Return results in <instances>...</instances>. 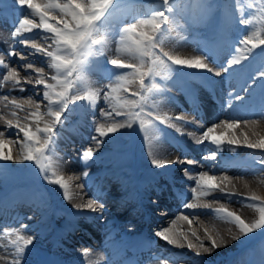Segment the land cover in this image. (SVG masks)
I'll use <instances>...</instances> for the list:
<instances>
[{
	"label": "snow or ice",
	"instance_id": "6c2138e0",
	"mask_svg": "<svg viewBox=\"0 0 264 264\" xmlns=\"http://www.w3.org/2000/svg\"><path fill=\"white\" fill-rule=\"evenodd\" d=\"M14 5H19L20 17L17 19L14 31L11 33V39L23 45H30L35 50L33 54H40L44 57L42 63H45L50 69V74L45 75V68H35L33 63L23 65L25 71L33 69L36 72L35 77L25 75L24 81L27 83L33 81L36 86H43L42 99L46 101V111L41 112L40 104L36 103L30 97L29 104L35 103L36 110L28 112L24 120L31 121L21 126L18 117V111H24L23 106L15 97L5 94L0 97V101H6L4 107L11 105L13 110L10 115L15 119L4 120L5 130H0V161H13L12 149L9 147L10 138L6 137V131L17 129L15 135L23 134V139L15 141L20 144V159L17 162H32L39 169L40 174L49 185H55L62 191L65 200L72 199L73 180H80V176H69L65 178L62 164L59 162L56 151V126L61 124L62 117L67 119L65 113L75 111L70 109V105H76L83 101L88 107L94 108L98 100L103 98L108 109H101V121L96 123L94 131L96 135L92 140L96 144L105 143V137H110L124 128H132L137 125L144 137L150 143L157 140L160 129L157 122L161 125H167L177 131L180 127L173 122L185 121L186 117L169 116L167 113H159L155 109L158 105L153 99L156 93L166 89L155 82L156 77L167 81L172 78V65L196 69L220 76L221 73H229L234 66L241 65L243 61H248L253 56L256 49H260L259 56L264 58V0H233L231 5L226 8L234 9V19L239 25L250 29L238 40L241 46L234 47V54L230 55L226 64L217 65L214 60H209L207 53L193 56L191 58H181L173 55L171 52L164 51V42L169 38V33L177 31L182 26L178 23L180 19H185V13L190 12L191 5H181L179 0H155V3L143 8L137 3V0H13ZM198 8H211L212 5H197ZM247 10V12H246ZM235 13H239L235 16ZM55 20V23L52 21ZM40 30L45 35L34 32ZM32 34L25 37L24 34ZM186 39L182 33L178 32V38ZM19 38V39H18ZM39 41H43L41 44ZM250 45V46H249ZM9 57L19 56L25 59V56L15 50L7 52ZM101 56H107L104 63L111 67L103 69L107 83L102 88L93 87L90 74L95 70ZM170 62V63H169ZM0 68L3 69L0 74V87L11 86L20 92L26 91L21 84V73L16 67H12L5 62L3 56H0ZM127 70V71H122ZM258 75L264 78V64H261ZM255 83L256 77H251ZM205 83H210L209 77H203ZM138 84V89L130 91V86ZM244 87L243 91H248ZM123 93H129L135 99H130ZM231 96L232 94L229 93ZM198 99V98H195ZM236 100H243L244 97L236 95ZM231 108L232 105L228 104ZM198 110V109H197ZM48 117L50 119H45ZM122 117L123 119H116ZM264 119V116H262ZM43 122V126H41ZM238 120H224L203 132L202 138L197 139V144H203L205 140L216 146V149L223 151L222 145L227 143L229 146L243 145L249 149H260L264 151V137L256 142H250L248 135L244 134V140L233 135L228 138V132H235L240 127ZM255 124L257 121H245ZM35 125V127H33ZM226 131L217 135L216 129L222 127ZM8 149L5 153V149ZM234 150V149H233ZM152 165L157 168H164L169 164H194L193 160H175L159 159L155 154ZM94 157V149L89 147L83 151L81 159L87 164ZM204 159H216V153L213 151ZM259 163L264 164V159ZM185 174L188 169H183ZM264 171V169H261ZM89 173L84 171L83 177H88ZM195 180V186L191 188V199L193 202L185 203L184 208H209V203H201L202 198L213 195L216 189L220 188L217 183V177L209 175L208 172H201L196 177H190ZM230 178L224 176L223 181ZM83 188L84 185H77ZM223 193L224 190L220 189ZM183 196L184 194H180ZM242 206L254 210L258 218L251 223L246 222L239 214L230 211L226 207L215 208L212 210L215 219L231 224L238 232L232 234L230 240L236 241L242 238L250 237V234L258 230H264V197L253 193L250 197L240 201ZM78 209H87L96 212L103 205L98 204L96 200L90 199L86 204L76 205ZM30 219V217H29ZM177 220H184L190 226L192 220L188 215H181L173 220L168 227L156 231L155 235L167 245L176 248H183L185 243L189 250L196 249V255H201V249L204 253L211 256L213 252L221 247L228 246V240L219 236L214 238L208 234L205 229V235L210 241L209 246L203 242L194 245L189 239L188 234L176 227ZM24 227H27L26 225ZM8 235H14V239L3 245L7 250L11 245L12 251L8 256H0V261L4 264H22L25 250L33 244L35 237L33 235L22 234L19 230H5ZM231 232V229H229ZM191 235L199 241V236L193 231ZM261 242L264 243V231H260ZM183 240V243H182ZM162 264H169V261H162ZM201 264H206L202 261ZM264 264V260L261 261Z\"/></svg>",
	"mask_w": 264,
	"mask_h": 264
},
{
	"label": "bare ground",
	"instance_id": "6f19581e",
	"mask_svg": "<svg viewBox=\"0 0 264 264\" xmlns=\"http://www.w3.org/2000/svg\"><path fill=\"white\" fill-rule=\"evenodd\" d=\"M224 1L223 12L225 14L234 13V9L226 8L227 5L233 3V0ZM36 2L39 3L42 0H36ZM12 6L15 15L12 20H2V12L0 10V56H3L5 62L20 71L21 84L18 87H23L26 91L20 92L17 89H12L10 85L0 87V97L8 94L10 97H15L22 104L24 111H18V117L21 126H23L26 123H31V121L24 120L25 115L30 111L36 110L35 103H27L30 97L33 101L40 104L39 110L42 113L46 111L47 104L42 99L43 86H36L33 81L27 83L24 81L25 75L36 76L34 68L25 71L23 65L33 63L34 67L36 66L35 68L44 67L46 76L50 74V69L47 68L45 63H42L44 60L42 55L33 54L35 50L30 45L26 46L11 39V33L17 26L16 21L20 17L19 5L12 4ZM148 7L150 6L143 8L147 9ZM200 17L202 16H196L198 20H200ZM55 22V20L52 21V23ZM208 27L210 28V26ZM247 30L249 31V29ZM34 32L45 35L38 29L34 30ZM24 36L30 38L32 34L25 33ZM39 43L43 44L44 42L39 41ZM236 46L241 45L225 39L220 40L217 45L200 37L196 40H189L188 43H169L164 47V51L171 52L181 58H191L207 53L209 60H214L219 65L226 64L230 55L234 54V47ZM10 50H15L24 55L25 59H20L19 56L9 57L7 52ZM259 52L256 49L250 60L243 61L241 65L230 69L229 73H221L220 76L179 66L181 71H183L184 80L178 83L169 82L163 86L166 90L160 92L154 98L155 103L158 105L155 110L161 114L167 113L173 118L184 116L189 119L193 114L199 115L200 109L204 108L211 119L204 128L198 131L199 134L188 131L187 124L173 119V122L180 127L181 131H177L167 125H165L167 129H162L159 125V137L151 143L145 139L144 134L138 129L139 143L134 157L128 156L126 146V142L129 141L135 130L134 126L121 129L110 137L101 138L105 140L102 145L98 146L92 140V136L96 135L94 131L96 123L102 119L100 116L101 109H108L102 97L94 108L88 107L83 101H79L78 106H69L70 109L75 108L76 110L65 113L67 119L65 120L62 117L63 122L56 126V156L62 164L65 178L80 176L81 179L73 180L72 199L69 201L63 198L62 191L57 186L47 184L41 175L40 186L42 190L40 195L42 197L48 196L55 208L60 205L61 209L68 212L70 218L77 215L91 219H112L103 208H98L96 212H92L87 209H78L76 205L86 204L90 199L98 200L97 197L92 196V190L95 192L96 189L101 190V187L98 183H94L95 187L90 185L92 189L90 190L88 183H92L94 179L97 182L100 179L99 176L113 177L117 180L119 186L116 184L105 185L106 190L114 192L113 194H116V191L113 190L120 191L117 197L118 202L129 203L130 212L140 211L142 216L138 218L139 224L138 222L132 223L126 216L124 221L120 223L121 229L118 232L120 238L135 236L147 231L150 241H153L162 250L163 260H159L160 264L165 260L169 261V264H201L202 261H205L206 264H217L225 261L222 259L229 255L233 256L235 260L242 261V263L245 262V264H250V259L253 262L251 264H261V261L264 260V243L258 239L260 238V231L264 230H258L250 234V237L242 238L243 242L241 240L232 241L230 236L238 234L237 230L231 224L215 219L212 210L226 207L230 211L239 214L249 223L258 218V214L254 210L247 206H242L240 201L250 197L253 193L264 197V171H261V169H264V164L258 163L254 165L245 159L251 155L260 161L264 159V151L249 149L242 144L229 146L227 143L222 145L224 150L219 151L215 145L207 140L203 144L196 143V140L202 138L203 132L208 127L224 120H238L241 122L240 127L234 133L228 132V138H232L235 135L243 142L244 134L246 133L250 142H256L259 138L264 137V119H262V116H264V78H260L258 75L259 63L262 60V57L258 55ZM106 59L107 56L101 57V64L99 63L90 74V79L95 88H102L108 82L103 69L111 66L104 63ZM2 72L3 69L0 68V74ZM203 77H209L210 83H205ZM251 77H256L255 83L252 82ZM133 86L135 87L134 90ZM244 87L249 90L247 92L243 91ZM137 89L138 84L130 86V91ZM184 89L186 90L185 94L182 93ZM229 93L232 95L230 96ZM237 94L243 96L244 99H234ZM123 95L128 96L130 99H135L129 93H123ZM192 95L198 99H193ZM5 103L7 102L0 101V116H4L5 119H12L15 123L16 118L10 115V111L13 109L11 105L5 108ZM228 104H231L232 107L229 108ZM45 119L50 118L45 117ZM116 119L123 118L116 117ZM253 120L257 121V123H248L247 125L244 123L245 121ZM41 126H43V122H41ZM0 130H5L4 120L2 119H0ZM17 131V129L7 130L6 137L10 138L9 147L14 152V157L20 159V144L15 143V141H22L23 134L20 133L17 136L15 135ZM225 131L226 129L222 126L216 129V134L219 135ZM70 145L76 146V149H73V152L67 155L71 150ZM89 147L94 149V157L86 164L81 159V155ZM213 151L216 153L215 160L204 159L205 156H209ZM150 153L155 154L156 158L159 159L166 158L171 161L179 158L185 161L193 160L196 163L169 164L164 168H157L152 165L153 156ZM107 168L118 171L122 176V181L106 172ZM183 169H188V173L185 174ZM84 171L89 173L88 177L82 176ZM201 172H208L209 175L216 176L220 188L216 189L213 195L202 198L201 203H209V208H184L183 205L185 203L193 202L191 199V188L195 186V180L190 177H196ZM10 175L6 168L0 167V194L14 187V182ZM94 176L96 177L94 178ZM224 176H228L230 179L223 181L222 178ZM80 184H83L84 187H77ZM121 187H128L129 189L121 191ZM220 189H223L224 192L221 193ZM81 192H84V195H81ZM181 193L184 195L181 196ZM27 199L31 203L33 202L32 197ZM10 203V201H7L3 208L9 206ZM97 203L100 204L98 201ZM69 212L72 215H69ZM182 214L188 215L192 220V224L190 226L184 220H177L176 227L188 234V239L194 245H198L200 242H203L205 246L210 245V241L205 235V229H207L208 234L214 238H218L219 235L228 240V246L219 248L211 256L204 253L201 249V255L197 256L196 249L189 250L186 243L183 248H176L167 245L155 235L156 231L168 227L173 220H176ZM75 224L76 220L72 225ZM229 229H231V232ZM193 231L199 236V241L191 235ZM148 245L150 246V244L146 246ZM250 245L256 246H253L250 250ZM136 251L140 253L139 246ZM109 263L106 251L102 249L93 252L91 258L86 259L83 264ZM0 264H4V261H0ZM126 264H130V262Z\"/></svg>",
	"mask_w": 264,
	"mask_h": 264
},
{
	"label": "rangeland",
	"instance_id": "374dc122",
	"mask_svg": "<svg viewBox=\"0 0 264 264\" xmlns=\"http://www.w3.org/2000/svg\"><path fill=\"white\" fill-rule=\"evenodd\" d=\"M145 2H144V5H148V6H152V4H154L155 3V0H144ZM200 2H201V4H203V5H210V0H199ZM218 1L219 0H214V2L211 4L212 5V7H211V10L213 11V12H215L216 11V5L218 4ZM222 2H224V0H221ZM198 1L197 0H191V5H193V3H197ZM198 4V3H197ZM140 5V4H139ZM181 5H186V4H181ZM204 8H206V7H204ZM247 11V10H246ZM239 14V13H238ZM194 20L195 22H196V20L194 19V18H187V20ZM233 20H235L234 19V17H233ZM231 22V21H230ZM230 22H228V23H224V24H222L221 25V28H223V30L224 31H222L221 29L219 30V32H217L216 31V24L213 22L211 25H210V28L209 27H202L201 25H199L198 23H195L194 24V30H191L189 27H185V26H182L181 24V28H179L177 31H173V32H171V33H169V38L168 39H166L165 40V42H164V47L165 46H167L169 43H172V44H174V43H178V42H185V43H188L189 42V40H196V39H198V38H203V36H200V35H204V36H208L209 35V32H213L214 34H215V36H219V37H224V38H226V39H228V40H239V36H242V33H244V31H245V28L243 29V28H240L239 30H237V28L239 27H237V28H234V27H231L230 25H229V23ZM226 28V29H225ZM226 30H227V32H226ZM248 30L246 29V32H247ZM249 31H250V29H249ZM178 32H180V33H182V36H186V39H184V38H178L177 40H173V38H177V36H178ZM206 32V33H205ZM196 33V34H195ZM203 33V34H202ZM188 35V36H187ZM195 35V36H194ZM233 42V41H232ZM168 43V44H167ZM250 46V45H249ZM262 47H264V46H262ZM258 50L260 51V49L258 48ZM262 62L264 61V58H262V60H261ZM260 61V63L261 64H264V62L262 63ZM170 63V62H169ZM259 63V65H261ZM36 67V66H35ZM122 71H127V70H122ZM181 75H183V74H181ZM180 78H182V77H179V79ZM169 82H176L175 80H173V79H169L168 80ZM135 89V87L133 86V90ZM7 149H5V153H7ZM13 158H14V155H13ZM18 158H14L13 159V161H15V160H17ZM9 168L13 171V173H14V170H13V168L12 167H10V165H9ZM39 169L34 165V166H30V165H28V169H24L22 172H20V173H18L17 174V179L18 178H20V179H23L24 177L26 178V181L27 182H29V183H32L33 184V182L35 181V179L36 180H38L39 179V175H40V172H39V174L37 173V171H38ZM32 171H33V173L35 174H33V176H32ZM11 172V171H10ZM23 177V178H22ZM24 178V179H25ZM29 179V180H28ZM13 226H10V227H7V228H5V229H3V230H0V240H2L3 238H4V240H6V241H9V240H11V239H13L14 238V235H8L7 233H6V231L5 230H9V229H11ZM111 244V243H110ZM0 247H2V248H4L3 247V245H4V243H1L0 242ZM84 249H89V248H84ZM89 250H91V248L89 249ZM31 251V247L29 246L26 250H25V255L28 253V252H30ZM119 252L118 251H109V252H107V256H109V257H114L115 256V254H118ZM89 256V255H88ZM83 257H87V256H83Z\"/></svg>",
	"mask_w": 264,
	"mask_h": 264
}]
</instances>
